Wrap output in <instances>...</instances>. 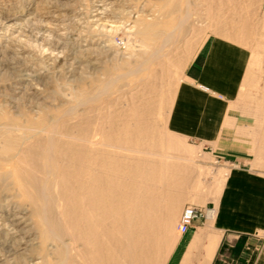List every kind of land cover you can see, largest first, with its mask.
Masks as SVG:
<instances>
[{
    "label": "rangeland",
    "instance_id": "rangeland-1",
    "mask_svg": "<svg viewBox=\"0 0 264 264\" xmlns=\"http://www.w3.org/2000/svg\"><path fill=\"white\" fill-rule=\"evenodd\" d=\"M261 5L262 0H0V109L21 122L12 125L14 131H36L25 117L49 121L69 115H111L136 126L137 134L120 133L116 147L108 148L104 264H161L170 210H160L155 196L157 211L142 210L148 191L167 198L168 206L180 198L205 203L237 162L215 156L211 146L174 132L168 122L177 86L215 36L252 50V67L260 75L245 81L241 99L251 102L264 136ZM154 31L167 39L143 46L142 33ZM81 91L83 104L70 113ZM144 128L147 133L140 134ZM22 141L24 150L31 140ZM259 145L258 155L248 157L264 172V138ZM63 240L71 242L68 236ZM55 250L52 242L42 246L29 199L0 182V264H42L57 260Z\"/></svg>",
    "mask_w": 264,
    "mask_h": 264
},
{
    "label": "crops",
    "instance_id": "crops-1",
    "mask_svg": "<svg viewBox=\"0 0 264 264\" xmlns=\"http://www.w3.org/2000/svg\"><path fill=\"white\" fill-rule=\"evenodd\" d=\"M261 6L264 16V0ZM252 66L247 45L215 36L177 86L168 114L171 129L211 146L215 156H233L237 162L205 203L180 198L168 206L166 197L158 203L160 210H170L161 264H264V172L253 168L248 157L258 155L264 136L251 102L241 99L245 81L260 75ZM186 206L211 207L214 215L195 221L180 235L176 227Z\"/></svg>",
    "mask_w": 264,
    "mask_h": 264
},
{
    "label": "bare ground",
    "instance_id": "bare-ground-1",
    "mask_svg": "<svg viewBox=\"0 0 264 264\" xmlns=\"http://www.w3.org/2000/svg\"><path fill=\"white\" fill-rule=\"evenodd\" d=\"M137 22L142 27L148 25L141 19ZM142 34L146 39L142 41L143 46L147 45L148 40L165 41L168 37V34L159 31ZM144 53L147 54L143 52L140 55ZM106 71L110 72V69L106 68ZM99 90L107 91L102 87ZM81 93L76 96V103L70 107V113L83 104ZM62 118L48 121L25 117L23 121L27 127L36 131L28 135L22 132L21 135L11 128L21 122L1 110L0 182L3 187L13 186L17 196L31 202L42 246L49 242L56 244L54 254L57 260L46 259L42 264H104L108 148L116 147L117 140H114L119 139L120 133L137 134L136 126L125 122H120V125L111 115L107 120L101 116L91 118L89 115ZM41 130L46 134H41ZM147 131L144 128L139 133ZM23 138L31 140L24 150L20 148ZM13 160L16 164L12 163ZM164 181L165 178L158 180L159 183ZM150 190L146 205L142 203V210L148 214L153 208L152 198L155 196L154 204L163 199L160 193L155 194ZM156 211L154 209L153 213ZM211 215H214V211ZM67 236L71 242L63 240ZM78 245H83L84 249H77Z\"/></svg>",
    "mask_w": 264,
    "mask_h": 264
},
{
    "label": "built area",
    "instance_id": "built-area-1",
    "mask_svg": "<svg viewBox=\"0 0 264 264\" xmlns=\"http://www.w3.org/2000/svg\"><path fill=\"white\" fill-rule=\"evenodd\" d=\"M213 212V209L211 207H195V206H186L179 218L178 224H177V232L180 235H184L191 225L199 220H205L209 217H211V213Z\"/></svg>",
    "mask_w": 264,
    "mask_h": 264
}]
</instances>
